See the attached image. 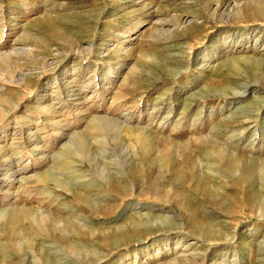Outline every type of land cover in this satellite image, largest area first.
Returning a JSON list of instances; mask_svg holds the SVG:
<instances>
[{
  "label": "rangeland",
  "instance_id": "obj_1",
  "mask_svg": "<svg viewBox=\"0 0 264 264\" xmlns=\"http://www.w3.org/2000/svg\"><path fill=\"white\" fill-rule=\"evenodd\" d=\"M0 111V264H264V0H0Z\"/></svg>",
  "mask_w": 264,
  "mask_h": 264
},
{
  "label": "bare ground",
  "instance_id": "obj_2",
  "mask_svg": "<svg viewBox=\"0 0 264 264\" xmlns=\"http://www.w3.org/2000/svg\"><path fill=\"white\" fill-rule=\"evenodd\" d=\"M5 57V56H4ZM240 60H250L249 58H242V59H240ZM237 94H238V92H237ZM242 94H245V92H243ZM257 94V93H256ZM247 96V95H246ZM263 99V98H262ZM42 107V106H41ZM1 112V111H0ZM1 113H3V112H1ZM6 113V112H5ZM256 127V130H255V132H254V135H255V133H257L258 132V128H257V126H255ZM264 133V132H263ZM33 135V134H32ZM72 143V142H71ZM71 146V145H70ZM65 148H66V146H65ZM72 148H74V147H72ZM72 148L71 147H68V151L70 150H72ZM73 151V150H72ZM74 151H75V149H74ZM76 152H77V149H76ZM61 154V153H60ZM73 154V153H72ZM75 155V154H74ZM82 164H84V163H82ZM63 167V166H62ZM70 167V166H69ZM52 177V176H51ZM6 178H7V176H6ZM50 178V177H49ZM16 180V179H15ZM52 180V179H51ZM14 181V180H13ZM53 181L55 182V184H56V187H58V188H64L65 186H69V184L67 183V182H64V181H62V180H60V179H58V177H53ZM8 182V181H7ZM57 189V188H56ZM71 192V191H70ZM69 192V193H70ZM6 217V212H4V211H2V212H0V220L1 219H4ZM5 220V219H4ZM159 222L161 223V224H163V226H171V225H173V222L170 220V219H166V218H164V219H162V220H159ZM152 225V224H151ZM156 225V224H155ZM195 245V244H194ZM234 245V244H233ZM189 246V245H188ZM189 248H190V246H189ZM196 251V250H195ZM193 255V254H192ZM196 256V255H195ZM192 257V256H191Z\"/></svg>",
  "mask_w": 264,
  "mask_h": 264
}]
</instances>
